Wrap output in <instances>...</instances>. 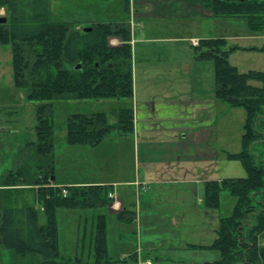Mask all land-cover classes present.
<instances>
[{"label": "trees", "instance_id": "16d2710c", "mask_svg": "<svg viewBox=\"0 0 264 264\" xmlns=\"http://www.w3.org/2000/svg\"><path fill=\"white\" fill-rule=\"evenodd\" d=\"M203 1L215 17H244L252 30H264V0ZM1 6L7 8L9 18L0 23V44L11 46L15 83L26 89L29 99L41 102L37 106L38 140L30 142L37 166L9 169L0 179L8 189L0 211L1 240L21 257L29 253L43 256L39 262L26 264H116L108 252L106 214L99 215L93 258L60 253L58 209L108 206L113 187L55 184V150L60 142L97 145L113 129L132 132L133 106L113 108L115 122L107 111L71 113L61 137L57 136L53 106L60 98L133 97L131 23L97 22L85 31L71 21L52 20L51 0H0ZM112 36L121 42L111 44ZM224 43L223 38H202L196 48L199 57L214 60L217 97L247 110L243 149L231 153L242 161L247 174L206 182L204 198L209 206H219L224 190L236 198L232 213L221 218L210 247L220 254L215 264H264V70L242 71L231 64L229 50L221 48ZM22 185L37 186L31 201ZM40 214L46 217L45 223L40 222Z\"/></svg>", "mask_w": 264, "mask_h": 264}, {"label": "rangeland", "instance_id": "374dc122", "mask_svg": "<svg viewBox=\"0 0 264 264\" xmlns=\"http://www.w3.org/2000/svg\"><path fill=\"white\" fill-rule=\"evenodd\" d=\"M128 3L133 6V0H51V18L54 21L80 23L83 27L92 22L104 20L108 16L119 21L127 20L131 16L127 11ZM209 33L213 38L225 39L221 48L229 50L228 60L231 64L236 65L242 71L264 70V30H252L244 17L214 18L213 25L211 26V23L209 25ZM113 38L120 37H110L111 44L121 42L117 39L113 40ZM214 67V60H212L211 75L213 84L216 86ZM208 73L209 71H207V75ZM26 93L25 88L15 83L10 44H0V179L7 174L9 169L37 166V162L33 160V149L30 147V142L38 140L36 133L37 106L41 102L29 99ZM111 100L113 99L60 98L55 100L53 108L57 136L65 135L67 118L75 112L107 111L111 121L115 122L116 118L111 111L113 108H117L118 104ZM139 101L141 102L142 99ZM217 102L212 109V177L221 180L228 177L246 176L244 164L241 160L231 156V153L243 149L247 110L242 105H231L219 98ZM142 125L145 126V124ZM160 125L165 126L166 124ZM136 140L137 134L136 139L133 140L130 134L123 135L119 129H113L102 143L94 146L60 142L55 150V182L66 185L63 179L74 176L73 172L79 173L80 176L91 174L92 165H94L97 156L103 155L99 151L113 150L108 158L110 171H106V173L117 180L137 178L141 183L143 177L141 179L140 173L142 174L143 171L142 168L138 170L142 167V163H139ZM187 161L182 162L178 169H187V177L192 178L194 175L192 173L193 165L189 160ZM163 166L162 163H151V169L160 172ZM178 172L157 173L156 178L175 177ZM176 179L180 180L181 178ZM22 186H25L22 187L23 194L28 200L32 199L31 192L37 186ZM119 188L121 189L122 186L119 185ZM6 190H8L6 187H0V207H2L0 211H3L8 198ZM14 192L16 191H10V193L16 194ZM198 192L194 184L189 181H172L151 184V186L142 185V190L134 187L133 192L127 194L130 196L132 209L138 212L140 201H149L151 198L155 201L152 204L154 207H170L177 216V222L174 223L170 218H167V214L159 210L156 214L161 213L162 218H149L148 220L143 218L142 229L139 218H137L135 222H126L128 223H125L127 228L120 232L121 225H117L115 219H110L108 224L109 244L112 258L117 260L116 264H139L129 256H126L127 260L124 261V256H121L131 241L137 246L142 243L156 245V249H142L145 258L149 259L147 264H215L220 254L218 250L210 246L216 238L221 218L232 213L236 198L228 190H224L220 196L219 206L213 207L207 204L203 192ZM144 202L142 205L143 214L146 207ZM107 207V205H101L78 208L60 207L58 209L59 246L62 255L74 257L90 254L93 258L99 215L106 214L107 217ZM40 210L42 209L40 208ZM166 212L168 211L166 210ZM123 232L125 235L119 240V236ZM188 244L194 245L189 248V251L193 252L189 254L194 256V261L183 260L184 249L174 248L168 251L169 247H183ZM184 257L186 258V255ZM42 259L43 256L38 253H29L19 258L15 249L3 244L0 231V264H26L39 262Z\"/></svg>", "mask_w": 264, "mask_h": 264}, {"label": "crops", "instance_id": "0c3cea01", "mask_svg": "<svg viewBox=\"0 0 264 264\" xmlns=\"http://www.w3.org/2000/svg\"><path fill=\"white\" fill-rule=\"evenodd\" d=\"M127 11L131 14L127 20L119 21L108 16L104 20L92 23H131L134 95L131 98L111 101L117 103L118 106L121 104L133 106L134 130L123 135L130 134L134 140L137 134L139 163H142V167L138 170L142 168V174L139 173L143 181L139 183L137 178L117 180L106 173L110 171L108 158L113 150L99 151L103 155L97 156L92 165L91 174L80 176L79 173L70 172L74 176L63 179V182L70 186L100 184L113 187V192L120 200L121 207L118 209L110 205L107 207L110 256H113L109 244L110 219H115L116 224L121 225L120 232L127 228L128 223L126 222H135L137 218H139L141 229L143 218L146 220L162 218L161 213L156 214L159 210L167 214V218L174 223L177 222V216L170 207H154L152 204L155 201L151 198L149 201H140L138 212L132 209L130 196L127 194L133 192L134 187L142 190V185L189 181L194 184L198 193L202 191L204 195L206 182L214 179L211 171L213 161L211 124L213 122L212 109L218 103V98L211 75L212 59L199 57V51L196 48L198 45L193 43V39L200 41L202 38L212 37L209 35L211 34L209 25L211 23L212 26L214 18L218 17L213 15L211 8L206 6L203 0H133V6L127 4ZM75 27L80 30L85 26L75 23ZM115 39L121 41L120 38H113ZM207 71H209L208 75ZM139 99L142 101L140 102ZM142 124L145 126L143 127ZM207 126H209L208 129ZM187 160L193 165L192 178L187 177V169H178L182 162H188ZM151 163L164 164L161 172L151 169ZM177 171L179 172L175 174V177L156 178L157 173H176ZM55 184L59 183L55 182ZM119 185L122 186L121 189ZM0 187H5L2 182H0ZM143 202L146 205L144 214ZM39 220L45 223L44 214H40ZM124 233L119 236V240L125 235ZM191 246L194 245L173 246L169 247L168 251L174 248L184 249L186 258L183 256V260L194 261V256L189 254L193 253L189 251ZM143 248L148 250L157 247L154 243L151 245L142 243L137 246L131 241L121 256H124V261L129 256L139 264H145L149 262V259L145 258ZM18 256L21 258V255L18 254Z\"/></svg>", "mask_w": 264, "mask_h": 264}, {"label": "built area", "instance_id": "2783aa9c", "mask_svg": "<svg viewBox=\"0 0 264 264\" xmlns=\"http://www.w3.org/2000/svg\"><path fill=\"white\" fill-rule=\"evenodd\" d=\"M4 11H5L4 8L1 7V8H0V16L4 14ZM193 43H194V44H197V43H198V40H197V39H193ZM64 193H65V194L67 193V189H64ZM110 195H111L112 197H114V194H113V193H110ZM111 206H112V207H119V206H120V202H119L117 199H115V200L113 201V203L111 204Z\"/></svg>", "mask_w": 264, "mask_h": 264}, {"label": "water", "instance_id": "95a60500", "mask_svg": "<svg viewBox=\"0 0 264 264\" xmlns=\"http://www.w3.org/2000/svg\"><path fill=\"white\" fill-rule=\"evenodd\" d=\"M5 14L3 16L0 17V23L2 22H7L8 21V14H7V8L5 7ZM91 28V26H85L83 29L86 31V30H89ZM55 179V176L53 175L52 176V180Z\"/></svg>", "mask_w": 264, "mask_h": 264}]
</instances>
